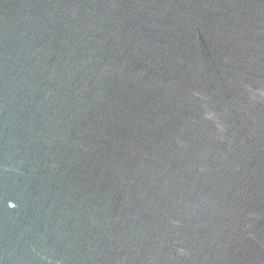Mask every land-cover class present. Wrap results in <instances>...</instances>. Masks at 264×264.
Returning <instances> with one entry per match:
<instances>
[{"label":"water","instance_id":"1","mask_svg":"<svg viewBox=\"0 0 264 264\" xmlns=\"http://www.w3.org/2000/svg\"><path fill=\"white\" fill-rule=\"evenodd\" d=\"M0 264H264V0H0Z\"/></svg>","mask_w":264,"mask_h":264}]
</instances>
